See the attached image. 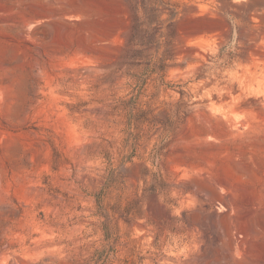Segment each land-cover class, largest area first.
<instances>
[{"label": "rangeland", "instance_id": "obj_1", "mask_svg": "<svg viewBox=\"0 0 264 264\" xmlns=\"http://www.w3.org/2000/svg\"><path fill=\"white\" fill-rule=\"evenodd\" d=\"M0 264H264V0H0Z\"/></svg>", "mask_w": 264, "mask_h": 264}, {"label": "water", "instance_id": "obj_2", "mask_svg": "<svg viewBox=\"0 0 264 264\" xmlns=\"http://www.w3.org/2000/svg\"><path fill=\"white\" fill-rule=\"evenodd\" d=\"M232 41H234V37H233Z\"/></svg>", "mask_w": 264, "mask_h": 264}]
</instances>
